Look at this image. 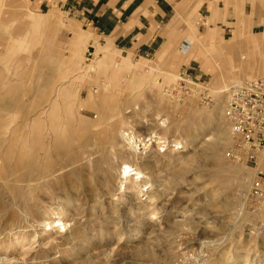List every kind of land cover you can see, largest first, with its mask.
I'll return each instance as SVG.
<instances>
[{"label": "rangeland", "instance_id": "1", "mask_svg": "<svg viewBox=\"0 0 264 264\" xmlns=\"http://www.w3.org/2000/svg\"><path fill=\"white\" fill-rule=\"evenodd\" d=\"M175 12L166 51L130 57L54 5L0 0V257L264 264V199L221 112L228 85L264 76V0Z\"/></svg>", "mask_w": 264, "mask_h": 264}, {"label": "crops", "instance_id": "2", "mask_svg": "<svg viewBox=\"0 0 264 264\" xmlns=\"http://www.w3.org/2000/svg\"><path fill=\"white\" fill-rule=\"evenodd\" d=\"M42 11L62 9L92 43L108 44L123 56L158 55L170 44L178 28L175 6L185 0H26ZM224 1V0H223ZM182 26L181 29H183ZM84 30V31H83ZM86 36V38H87ZM91 41V42H90Z\"/></svg>", "mask_w": 264, "mask_h": 264}, {"label": "built area", "instance_id": "3", "mask_svg": "<svg viewBox=\"0 0 264 264\" xmlns=\"http://www.w3.org/2000/svg\"><path fill=\"white\" fill-rule=\"evenodd\" d=\"M222 116L230 134V149L226 151L236 163L253 170L250 195L264 199V76L233 82L224 89ZM0 264H61L45 259L13 258ZM100 264H116L104 261ZM135 264H153L137 261ZM169 264H202L200 253L184 252Z\"/></svg>", "mask_w": 264, "mask_h": 264}, {"label": "bare ground", "instance_id": "4", "mask_svg": "<svg viewBox=\"0 0 264 264\" xmlns=\"http://www.w3.org/2000/svg\"><path fill=\"white\" fill-rule=\"evenodd\" d=\"M128 138H129V140L132 142L133 141V138L132 137H130L129 135L127 136ZM150 139V138H149ZM149 139H147V140H144V142L145 141H148ZM56 216H57V218H56ZM55 216V220H53V221H51V222H48V223H46L45 225H43V228H44V226H45V228L47 227V229L49 230V229H54V228H58V227H64L65 226V223H64V221H63V219L61 218V217H59L58 215H56ZM45 223V222H44ZM43 223V224H44ZM44 228V229H45ZM46 229V230H47ZM23 241H25V242H28V240L26 239V238H24V240ZM0 259L1 260H12L13 258H11V259H7L6 257H0Z\"/></svg>", "mask_w": 264, "mask_h": 264}]
</instances>
